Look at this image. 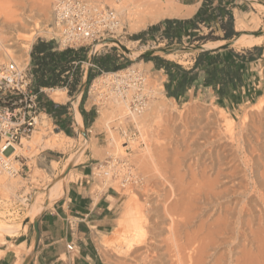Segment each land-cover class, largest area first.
<instances>
[{"label": "rangeland", "instance_id": "1", "mask_svg": "<svg viewBox=\"0 0 264 264\" xmlns=\"http://www.w3.org/2000/svg\"><path fill=\"white\" fill-rule=\"evenodd\" d=\"M38 1L39 0H0V31L4 40L0 42V46L2 45V48H0V61L14 60L19 65L24 67L28 66V68L32 69L35 76L34 87L37 89L39 88L38 76L35 73L37 63L34 62L33 59H30V51L33 44L39 42L40 40H45L47 42L54 35L52 31V7L55 0H51L49 2L48 8L44 14L42 13L38 5ZM91 1H100L110 6L113 3L120 2L119 0ZM258 2L264 5V0H258ZM210 9L215 15L214 19H211L207 23H199V25L195 29H189V27H187L186 31L180 32L179 35L175 36L174 38L169 37L164 32V28L166 27L164 21L166 19L176 18H165L159 22L148 24L146 28L139 31H131L128 21L124 16H121L124 30L118 37V40L123 43V46H127L132 51H141L142 54L138 57V59L130 58L123 50V47L117 45H113L112 47L101 46L99 48H96V44L93 49H78L77 51L80 52L83 62L79 63L78 65H73L76 66L72 70L74 73L73 81L77 79V86L81 82L84 83V87L86 89L85 100L88 101V106L94 104L95 111L93 117L91 118L92 122L89 126H86L83 132H78L76 139H62L63 145L60 148L67 152V158H64L61 164L54 163V175H47L39 170V172H36V170L33 173L31 180L33 182L34 188L36 187L34 189V192L31 191V188L28 186V180L22 178L20 175H16L13 177L5 174L1 178L2 185L0 186V213L6 215L7 219H9V221H11V223H13L15 226L31 220L29 218L30 216H28L29 213L27 212H30L31 208L35 205L37 207L43 205L42 201L47 197L46 194L49 187L60 181L63 178V175H65L63 174V172H65L70 166H72L67 165L69 163V159L73 156H79L83 149L88 146V144L93 149L97 147V141L95 139H92L95 135L100 136V142L98 146L101 149V153L98 155L99 164L96 165L94 170L95 180L97 182H105L107 185H113L120 191L123 198L121 208L119 210V218L122 216L123 211H125V207L128 205L134 208L136 207V209H134L136 213L138 212V206H144L146 215H150L153 218L151 219V217L149 216L147 217V221H153L154 224L157 223V225L155 224V229H152L153 231L151 232L152 234L150 233V235L154 244L156 245V248L158 249H155L156 253H158L159 256H161V254L164 255L160 257L161 262L159 260L158 264H165V262H167L166 264H170L171 261L169 260L173 259V261H175L176 255L174 248L171 246V241L168 238V230H166L167 225H169L168 215L163 212V209L160 205L159 210H156L155 208L157 201H160L162 203L165 199H171V196H169V188L167 187V184H164L160 178H157L154 175V172H151V170H148L146 167L144 168L145 164L143 163V160H148L146 155L148 146L150 150L152 149L151 152L157 157L158 162L162 165V167H168L170 172H175L178 170L179 174L182 175L183 180L186 183L188 182V184H191L194 182L192 186L196 188H198L199 185L205 186L204 184H206L205 187L212 188V194L209 195V197H199V199L197 197L192 202L191 205L193 208H191V211L194 216L191 215V217L189 218L190 221L183 226L186 231L181 230L183 243H188V241H192V239H194L196 236L207 233L208 231H210V229H214V227L216 226L215 222H218L220 218L225 216L227 207H229L230 209V211H227L229 213L234 210L239 211L240 205H244L242 204V201H246L244 199H246L247 197V202L250 201L251 203H256L255 201H253L255 200L254 196H252L255 195L254 193L252 194V191L254 192V181L261 182V175L262 173H264V128L260 129V131L257 132L255 128H259L258 120H260V118L253 115V113L257 112L256 109L261 100L264 99V9L259 10V7L256 6L255 1L253 0H232V2L230 0H223L222 2L217 1L210 7ZM228 12L232 13V21ZM8 21H12L14 25H7ZM14 22H17V24H15ZM238 22L241 26L238 25ZM159 23L162 24V30L159 32H152L150 30L151 26ZM230 30H233L235 34L230 39L224 38L225 33ZM141 32H146V35L139 41L134 40L133 36ZM242 34L252 35L254 37H263L261 42L256 45L248 46L247 44L242 43L233 44V41ZM223 40L225 41L223 45L227 46L226 50L221 51L224 56H228L230 58L231 55H227V52L231 49L236 53L242 54L249 58H260V60H257V62L253 65L255 69L251 73L255 76V80L251 82L252 86H250V90L245 91V89L241 88H232L229 90L227 95L221 97L218 94V90L213 86L200 85L195 93L191 94L190 96L183 97L178 100L169 98L166 95V91L164 89V83L166 80L165 71L153 67L152 63L159 58L164 62L168 61L174 64H180L184 67H190L195 63V59L202 51V47H204L206 43H214ZM25 42H28L29 44L26 45ZM22 45L25 48V51L22 50ZM5 47L13 50V52H11L12 57L9 59H6V57H4L5 55H3L6 50ZM91 50L92 57L95 56L96 58H103L108 55L112 56L115 60V63H113V65L119 66V69L115 71L124 69L123 73L127 72L126 74H128L129 67H133L139 72L141 71L143 76L146 78V86H150V83H152V85L160 89L159 93L157 94V98H154V96H147V101L156 99L163 104H167V106H172V102L174 101L176 109L173 111L175 112L170 111L168 114V112L165 111L164 113L163 111L160 118L153 115L152 119L150 116L147 121L143 123L144 126L142 129H140L139 126L130 118H126L124 120L121 119V116L117 111L112 110L108 107L110 94L108 92H103L100 95L96 88H92L95 79L101 75L104 76L107 71L100 72L97 67L91 65V63L93 64L92 60H89V58H91L89 54L91 53ZM96 50L97 52L95 53ZM155 51H160V53H155ZM233 60L236 64H239V62L241 61V59L237 57H233ZM69 68L70 67H68L67 70ZM59 69L60 68H58L57 71H59ZM258 71H260V74L258 73ZM89 73L96 76L92 80H88L87 82ZM62 75L60 80H58L59 86L55 87L62 88L66 84L65 78L68 75L64 74V77ZM149 79H152L153 82H149ZM70 84L71 86L73 85L72 83ZM71 86L69 87L70 89ZM77 86L73 91L77 90ZM214 106H218L219 110L223 111L224 114L227 115V121L233 124L234 136L233 138H230L223 135L221 139L222 143L218 141L219 145H217L218 142H216V144H214L215 146L213 145L214 147L211 145H209L210 147H208V144H211L208 142L211 133L216 130L217 126L220 127V124H222V126H225L226 123H228L223 121L222 118H220L218 121V119L212 116L211 113L215 110ZM104 112L106 114L109 113L108 116H106V119L109 120L110 127L112 128L117 138V143H120V149L118 151L112 150V145L110 143V133L107 128L106 119L102 118ZM180 115L181 117L187 116L186 118H188L189 123H183ZM39 118L45 121V124L42 127L35 125L34 129L41 132L43 139L37 143H33L27 141L32 139V136L23 138L22 142L18 144L23 147L18 155L37 154L41 148H44L45 140L55 135V130L51 120L43 114H39ZM251 125L257 127H252ZM144 127L146 130L144 129ZM83 133H85V137L88 136L89 138L91 137V139L86 140L83 136ZM230 142L233 143L231 144ZM29 144L31 146H28ZM224 144H226L227 146L225 145L226 147H224ZM230 146L232 148H230ZM69 148H71L72 150L69 151ZM210 148L211 151L213 150L212 155L214 160L210 158ZM76 150H78V152L74 154V151ZM223 150H225V155H227L225 157V152ZM113 151L115 152V154H112ZM216 151L221 154V159L219 162L222 165L218 163L217 156H215L218 154ZM120 154L124 155H121V157ZM121 158H124L125 160H127V163H130V165L125 167L130 166L134 171L131 174V191L126 190L120 185H117L118 179L122 174L120 171L116 173V176L113 177L114 179L110 177L103 179V176H100V173L107 169L108 161H112L111 163L113 164V166L114 164H117V167L123 168V166L118 163L119 159ZM197 158H199V161L196 163L195 159ZM16 159L18 158L16 157ZM82 159L84 160V157H82L80 160ZM223 160L225 162H223ZM211 161H215L214 164L216 166L212 165ZM247 161L250 162V166ZM219 164L221 165V167ZM13 166L18 170L20 168L19 162H15V160H13ZM212 166H214L215 168H213ZM217 166L219 167V169ZM245 168L247 169V171ZM62 169L64 171L61 173ZM123 169L126 170L125 168ZM144 170H146L148 174ZM134 173L137 175L134 176ZM215 175H218V181H216L217 177ZM41 179L43 181H41L40 183L39 180ZM250 181L252 188L249 183ZM4 184H6L8 187H4ZM214 185H217V187ZM192 186L190 190L192 189ZM248 190H252L250 195V192ZM24 191L25 193L31 192V201L28 205L25 206L24 204H22V202H20L19 199L20 195L24 193ZM246 193L248 194V196ZM34 194H37L35 202L33 200ZM179 195L181 196V194ZM187 196H189V193ZM187 196L186 198H188ZM206 201L208 202V204ZM253 211L255 215H259V211L257 208H253ZM227 212L226 214L228 215ZM216 217L219 219H217ZM249 218L251 217L247 216V219ZM156 228L157 235L154 233L156 231ZM258 228L259 224L256 220L254 229L259 232H263L264 234V222L262 224V228ZM159 232L160 235L158 234ZM225 235L226 234H224L223 237L222 234H217L216 245L209 248L210 253L214 255L211 257L212 260L209 259L210 261H208V264H213L215 260L219 259L223 255L225 258L231 256V259L243 260V246L233 245L230 238H227L228 235ZM155 236L158 237L155 238ZM1 237L4 236L0 234V238ZM107 241L108 244L105 246L104 253L111 264H144L146 262L145 259H142L144 255L141 257L142 253H144L145 251L146 244H143L136 251L128 252L125 248L126 245L124 240L120 237V234L116 230V226ZM166 241L170 244H167ZM218 243H220V246L218 245ZM164 244L166 245L164 246ZM247 246V249L253 247L252 244H249ZM218 247H220V249ZM166 250L168 251L166 252ZM185 252L189 253L186 254ZM191 252V248L187 247L183 249L182 254L187 259ZM230 252L233 254H230ZM238 252H240L241 254Z\"/></svg>", "mask_w": 264, "mask_h": 264}, {"label": "bare ground", "instance_id": "2", "mask_svg": "<svg viewBox=\"0 0 264 264\" xmlns=\"http://www.w3.org/2000/svg\"><path fill=\"white\" fill-rule=\"evenodd\" d=\"M50 1L51 0H39L38 1V3H39L38 5H39V7H40V9H41L43 14L47 10ZM119 1H120L119 3H113V4H111V6L114 7L117 10V12L120 15V18H121V16H124L126 18V20L129 23L131 31H139L141 29L146 28L148 24L159 22V21H161L162 19H165V18H179V19H183V18L191 17L195 13V11L198 9L197 7L199 6L198 4L185 5V4H182L179 0H119ZM253 1H255V4H256V6L259 7V10L260 9H264V5L259 3L258 0H253ZM121 22H122V20H121ZM14 23L17 24V22H14ZM7 25H14V24H13L12 21H8ZM238 25L241 26L239 22H238ZM262 37L263 36L254 37L252 35L242 34L241 36H239L237 39H235L233 41V44L242 43V44H247L248 46L249 45H256V44H259L261 42ZM2 40H3V37H2L1 31H0V42ZM224 43H225L224 40L223 41H217V42H214V43L213 42H209V43H206L204 45V47L205 48H214V47L221 46ZM25 44L28 45L29 43L25 42ZM102 44H103V42L98 43L96 45V48L101 47ZM109 44H116L118 46L123 47V50L132 59H138V57L142 54L141 51L140 52L139 51H132L127 46H123V43L120 40H118V39L110 41ZM1 46H0V48H2ZM21 47L23 48L22 50L25 51V48L23 47V45ZM11 52H13L12 49L6 48V50H5L4 54H3V55H5L4 57H6V59L11 58L12 57ZM155 53H160V51H155ZM128 71L131 73V72H135L137 70L134 69L133 67H129ZM123 72H124V69L119 70V71H115V72H106L104 76L101 75V76L97 77L95 79V81H94V84L92 85L93 86L92 88H96L100 95L103 92H108L110 94L108 107L110 109H112V110L117 111L120 114L121 119L124 120L126 118H130L132 121H134L139 126L140 129H142L143 126H144L143 123H145L150 116H151L152 119H153V115L155 117H159L160 118V116L162 115L163 111H164V113L166 111L169 114L170 111H173V110L176 109L174 101L172 102L173 103L172 106H170L169 104H168L169 106H167V104H163V103L159 102L156 99L155 100L152 99V101H147V100H143L142 101L140 99V100H138L139 102H137V100H136L137 98H143L145 95L148 96V97L149 96H154V98H157V94L159 93L160 89L155 87L154 85H152V83H150V86H146L147 84H146V78L145 77H144L145 83L143 85V88H141V89H138L136 86H133V85H130L129 88H127V85H123V86L120 87V84L122 82H120L119 79H116V78H117V76H121L122 78H125V77L128 76V74H126L127 72L126 73H123ZM149 82H153L152 79H149ZM128 83L129 82L127 81V84ZM51 95H52V97L54 99H56L58 101L66 99L65 91L63 89H61V88L53 89V90L51 89ZM78 97L80 98V96H78ZM132 100L135 101V107H136L135 110L131 106V101ZM140 105H142V107H139ZM214 107H215V110L212 111V113H211L212 116H214L216 119H218V121H219L220 118H222L223 121L228 122V123H226L225 126L224 125L222 126V124H220V127L217 126L216 130L213 133H211V135L209 136L210 137L209 141H208L211 144H208V147H210L209 145L213 146L218 141L221 142L222 141L221 139H222L223 135L225 137L227 136V137H230V138H233V136H234V127H233V124H231L229 121H227V115H225L223 111H220L218 106H214ZM75 108H76V105H75ZM189 109H191V108H189ZM189 109H188V111H189ZM256 110H257V112L253 113V115L255 117H259L260 118V120H258L259 121V128L258 129L255 128L257 130V132H258V131H260V129L264 128V99L261 100V102L257 106ZM76 111H77V116H78L79 127H80L81 130H83L82 116H81L80 112L77 109H76ZM173 112H175V111H173ZM108 114H106L104 112L103 115H102V118L106 119V116H108ZM181 115H180V118L182 119L183 123L188 124L189 120H188V118H186L187 116L186 117H181ZM99 118H100V116H99ZM36 122H37V117L35 119V125H36ZM216 122H217V120H216ZM106 123H107V128H108L109 133H110V143L112 145V150L118 151L120 149V147H119L120 143L119 142L117 143V138H116L112 128L110 127L109 120L106 119ZM242 125H243V123H242ZM257 126H258V124H257ZM257 126H252V127H257ZM144 129H145V127H144ZM243 130H244V128H243ZM33 131L30 133V135L33 133ZM32 136H33V134H32ZM83 136H84V138H86L84 133H83ZM38 137H39L38 133L34 132V139H38ZM23 138H25V137H23ZM242 140H241V142H242ZM57 141H60V140H57ZM228 141H229V139H228ZM231 141H232V139H231ZM238 141H239V139H238ZM30 142H32V141H30ZM219 142H218L217 145H219ZM47 145H49V144H46V146ZM225 145L226 144H224V147L227 146V145L226 146ZM230 148H232V147L230 146ZM20 150H21V148L18 146V144L15 145V149H14V152L12 154V158L15 155H18ZM151 150H150V148L148 146L147 152H146L148 160H146V161L143 160V163L145 164L144 168L146 167L148 170H151V172H154V175L157 178H160L163 181L164 184H167V187L169 188V196H171V199H165L162 203L160 201H157V204H156V207H155L156 210H159V205H160L162 207V209H163V212H165L166 215H168V218H169V222H168L169 225H167V228H166V230H168L167 233H169V237L168 236L167 237L170 239L171 246L174 248L175 255H176V260L175 261H173V259L169 260V261H171L170 264H208V261H210L209 259H211V257L214 255V254L212 255L210 253L209 248H211V247L216 245V243H217V234H219V233H220V235L222 234V236L224 234L228 235L227 238L228 237L230 238L231 243H233V245H239V246L242 245L243 246L242 247L243 248L242 253H244V258H243V260H240V259L238 260L237 259L238 260L237 261L236 259L235 260L231 259L232 258L231 256H230L231 258L230 257L225 258L224 255L222 254L223 256L220 257L219 259L215 260L213 262V264H264V234H263V232H259V231L254 229V224H256V220L258 221V224H259V228L258 229L262 228V224L264 222V173H262V175H261L262 176V181L261 182L254 181V186H253L254 192L251 190L252 194L253 193L255 194V195H252V196H254L255 200H253V201H255L256 203H251L250 201H248V202H250V203H248L247 202V198L248 197L247 198L245 197L246 199H244V200H246V201H242V204H244V205H242V206L240 205V208L238 207L239 211L238 210H234V211H231L229 213V212H227V211H230L229 207H227V208L225 207L227 209L226 212L228 213V215L225 212V216L223 215L224 217H222L220 219L216 217L219 220H218V222H215L216 226L214 227V229H212V230L210 229V231H208L207 233H204V234L196 236L194 239H192V241H190V242L188 241V243H186V242L183 243V236H182L181 230H185L183 228V226L186 225L190 221L189 218L191 217V215H193L192 211H191V208H193L192 205H191L192 202L197 197H198V199H199V197L200 198L201 197H204V198L209 197V195L212 194V188L205 187L206 184H204L205 186L199 185L198 188H196V187L192 186L194 182L191 183V184H188V182L186 183L183 180L182 175L179 174L178 170L175 171V172H170L168 167H166V166H164L165 168L162 167V165L159 164L157 157L155 155H153ZM114 151H113L112 154H115ZM223 151L225 152V150H223ZM218 152H219V150H218ZM209 153H210L209 154L210 158H212L214 160L213 155H212L213 154V150L211 151V148L209 149ZM225 154H226V152L224 153V157L227 156ZM256 154H259V153H256ZM121 155H124V154H120V156ZM260 155H261V153H260ZM215 156H217L218 163H220L219 161L221 159V154L218 153ZM125 158H126V156H125ZM73 160L79 161L80 157L77 158V159H76V156L75 157L74 156L71 157L69 159V163L67 165H70V163ZM164 160H166V159H164ZM198 161H199V158L195 159L196 163ZM201 162H202V160H201ZM211 162H212V165L216 166L214 164L215 161L214 162L211 161ZM221 162H222V160H221ZM223 162H225V161L223 160ZM118 163H120L123 166V168H125L128 171L124 170L123 168L117 167L116 168L117 171H120L122 174H121V176L118 179V183L117 182H115V183H117V185L122 186L126 190L131 191L132 190V184H131V181H132L131 177L132 176H131V174H132V172H134L133 168H131L130 166L129 167H125V166L130 165V163H127V160H125L124 158L119 159ZM177 163H178V160H177ZM247 163L249 164V166L251 165L250 162L247 161ZM221 165H220V167H221ZM210 166H208V167H210ZM214 166H212V167L215 168ZM212 167H211V169H212ZM173 168H175V167H173ZM218 169H219V167H218ZM146 170H144V171H146ZM172 170H175V169H172ZM147 171H146V173L148 174ZM246 171H247V169H246ZM123 172H125V173H123ZM215 174H217V173H215ZM119 175H120V173H119ZM133 175L135 176L137 174L134 173ZM3 176L4 175H0V186L2 185L1 178ZM215 176L217 177L218 175H215ZM149 177H150V175H149ZM251 177H252V175H251ZM216 179H217L216 181H218V177ZM155 182H156V180H155ZM196 183H197V181H196ZM249 183H250V186H251V181ZM247 184H248V182H247ZM210 185H212V184H210ZM3 186L6 187V188L8 187L6 184H4ZM191 186H192V189L190 190ZM214 186L217 187V185H214ZM62 188H63V182L62 181H58L57 183L51 185V187H49V189L47 191V194H46L47 198H49V199L56 198L60 194ZM251 188H252V186H251ZM191 191H192V193H191ZM251 191H249L250 192L249 195L251 194ZM161 193H162V191H161ZM164 193H166V192H164ZM188 193H189V196H187ZM179 194H181V196ZM196 195H199V196H196ZM186 196L188 198H186ZM247 196H248V194H247ZM241 200H242V198H241ZM43 202H44V200L42 201V204H43ZM224 202H226V201H224ZM212 203H211V205H212ZM207 204H208V202H207ZM153 206H155V205H153ZM42 207H43V205H41L40 207H37L36 205L33 206L31 208L30 212H27V213H29V215H28V216H30L29 218L30 219H35V217L38 215V213L40 212ZM234 207H235V205H234ZM253 208H255V209L257 208L258 209L259 215H255L254 214ZM134 209H136V207L134 208V207H132L130 205L125 207V211H123L122 216L120 218H118V220L116 222V230L120 234V237L124 240L125 245H126L125 248H126V250L128 252L136 251L143 244H146L144 253L141 252L142 253L141 257L144 255V257L142 259L146 260V262L144 264H158L159 260L161 259L160 257L163 254H161V256H159L158 253H156L155 249H157V248H156V245L154 244V242H153V240L151 238V235H150V233L153 231L152 229L153 228L155 229V224L157 225V223L154 224L153 221H151V222L147 221V217H149L150 215H146V210L144 209V206L143 207L142 206H138V208H137L138 212L137 213L134 211ZM236 209H237V207H236ZM247 216H250L251 218L247 219ZM151 219H153V218L151 217ZM165 220H167V219H165ZM214 221H215V219H214ZM158 223H160V222H158ZM23 224L24 223H22V224H20L18 226H15L13 223H11V221H9V219H7L6 215H4L3 213H0V234L2 236H4L5 234H15L18 231V228L20 226H22ZM263 230H264V228H263ZM156 232H157V228H156V231L154 233L156 234ZM160 232L158 233L159 235H160ZM152 236H154V235H152ZM156 237H158V236H155V238ZM184 240H185V238H184ZM228 240H226V241H228ZM219 241H220V239H219ZM226 241H224V242H226ZM163 243H164V241H163ZM166 243H167V241H166ZM170 243H167V244H170ZM219 244L220 243H218V245ZM249 244H252L253 247L252 248L250 247V249H247V247H248L247 245H249ZM165 245L166 244H164V246ZM227 245H229V244H227ZM167 246H166V248H167ZM172 247H171V250H172ZM187 247H190L192 252L189 254L188 258L186 259L183 256L182 253H183V249L187 248ZM218 248L220 249V247H218ZM229 250H230V248H229ZM167 251L168 250H166V252ZM187 253H189V252H187ZM212 253H213V251H212ZM218 253H219V251H218ZM238 253H240V252H238ZM230 254H233V253L230 252ZM215 255H216V253H215ZM169 256H171V255H169ZM160 262H161V260H160ZM166 263L167 262H165V264Z\"/></svg>", "mask_w": 264, "mask_h": 264}, {"label": "crops", "instance_id": "3", "mask_svg": "<svg viewBox=\"0 0 264 264\" xmlns=\"http://www.w3.org/2000/svg\"><path fill=\"white\" fill-rule=\"evenodd\" d=\"M179 1L185 5H199L191 17L183 18V20L194 17L204 2V0ZM217 1L219 0H215V2ZM47 42L50 44L52 51H61L55 47L54 43ZM33 46L30 51V59H32L31 52ZM224 50L220 49V51ZM89 54L91 57L89 60L91 59L93 62L95 56L92 57V53ZM39 57L44 56L40 54ZM257 60H260V58L250 59L246 57L239 64L233 63L234 66L240 68L243 78V84L238 88L245 89V91L250 90V86H252L251 82L255 80V76L251 72L254 71L253 65ZM81 62H83L82 58L71 60L67 62V65L74 69L76 66L73 65H78ZM156 64V61L153 62V67H156ZM92 66L97 67L99 70L96 64L93 63ZM180 66L183 70L189 71L194 67V64L190 67ZM36 67H38V64ZM161 69L164 70L163 68ZM183 70L173 68L176 79L170 84V89H174L175 85L182 79L184 75ZM67 72L64 74L66 75ZM193 73H198L197 79L194 80L192 85L187 86V89L183 93L178 92V99L194 94L200 85L211 86L204 84L205 74L202 70L195 68L193 69ZM258 73L260 74V71ZM64 74L62 75L63 77ZM88 80L89 76L87 82ZM75 81L71 83L74 84ZM169 83V76L166 74L164 83L166 95L167 84ZM70 86V83H66L62 88L39 86V88H45L47 92L37 90L38 115L36 125L42 127L44 125L43 122H45L39 118V114L47 116L53 124L55 135L45 140L44 148H41L37 154H22L18 155V159H15V162H19L20 164L17 175L28 180V186L33 192L36 188H34L31 180L33 173L37 170L36 172L42 171L44 174L54 175V163L61 164L64 158H67V152L60 148L63 145L62 139H76L78 132H83L86 126H89L92 122L91 118L93 117L95 108L94 104L88 106V101L85 100L86 89L84 83L81 82L78 86L76 85L78 88L75 91L71 90ZM59 88L63 89L66 95V99L61 101L54 99L51 95V89ZM169 98L178 100L175 97ZM76 109L82 116L83 130L79 127ZM34 132L38 133V139H34ZM40 133V131L34 129L33 136L32 134L30 135L32 139L27 141H32L33 143L39 142L43 139ZM85 139L88 140L91 137L87 136ZM92 139L97 141V147L93 149L88 144L85 147L86 149L84 148L79 154L80 156H76V159L84 157V160H73L70 163L72 166L69 165L70 167L65 172H63L64 168L61 170V173L63 172L65 175L60 180L63 182L60 194L53 199L46 197L43 207L35 219L24 222L15 234H5L4 237L0 238V264H24L27 258H29L27 264H111L104 250L108 244L107 240L111 236L119 218V210L123 197L115 186L95 180L94 170L96 165L99 164L98 155L101 153V149L98 146L100 136L95 135ZM46 144L49 145L46 146ZM18 146L23 149L20 145ZM71 150L69 148V151ZM77 152L78 150L74 151V154ZM39 181L41 183L43 180ZM36 198L37 194H34V202ZM36 222L38 232L35 229ZM37 235L38 240H36ZM69 246L72 248H69Z\"/></svg>", "mask_w": 264, "mask_h": 264}, {"label": "built area", "instance_id": "4", "mask_svg": "<svg viewBox=\"0 0 264 264\" xmlns=\"http://www.w3.org/2000/svg\"><path fill=\"white\" fill-rule=\"evenodd\" d=\"M123 30L119 13L108 4L91 0H55L52 7L54 35L48 41L61 51L93 49L100 42H103L102 46L112 47L116 44L109 42L118 39ZM72 70H66L67 84L73 81ZM116 79L122 82L120 87L127 85V88L133 85L141 89L145 83L144 76L139 71L129 72L125 78L117 76ZM34 81V73L28 66H21L14 60L0 61V175L14 177L18 174L19 170L13 166V160L18 155L12 158L15 145L20 144L23 137L30 136L35 128L38 115L37 90L47 91L45 88H35ZM140 99L147 100V96L137 98V102ZM131 106L135 110L134 101ZM111 162L108 161L107 169L100 173L103 179L113 178L118 173L117 165L113 166ZM19 199L24 206L28 205L31 193L24 192Z\"/></svg>", "mask_w": 264, "mask_h": 264}, {"label": "trees", "instance_id": "5", "mask_svg": "<svg viewBox=\"0 0 264 264\" xmlns=\"http://www.w3.org/2000/svg\"><path fill=\"white\" fill-rule=\"evenodd\" d=\"M222 2L223 0H219ZM232 2V0H230ZM215 3V0H204L202 6L194 17L180 20V19H166L164 24V32L171 38L178 36L180 32L186 31V27H191L195 29L199 23H207L211 19L215 18L210 7ZM232 21V13L228 12ZM150 30L152 32H159L162 30V24H155L151 26ZM235 32L233 30L227 31L224 38L230 39ZM146 35V32H141L133 36L134 40L142 39ZM220 49H227L226 45L220 46L214 49H208L201 51L197 56L194 67L187 71L183 70L179 64H174L172 62L163 61L157 59L156 67L158 69L163 68L165 73L168 74L170 83L167 84V96L175 97L178 99V92H184L187 86L192 85L195 79L198 77V73H193V69L199 68L205 74L204 84L211 85L218 90L221 97L228 94L231 88H238L243 84V78L240 72V68L234 66L233 57L245 60L246 56L236 53L233 50H228L227 55L230 54L231 57L224 56ZM43 54L44 57H39ZM32 59L38 64L35 69V73L38 76L39 86L55 87L58 85V80H60L61 75L64 74L68 68L67 62L71 60H79L81 58L80 52L77 50H63V51H52L50 44L45 40H40L34 44L32 52ZM252 59V58H250ZM163 61V62H160ZM93 63L99 67V71H115L119 69L118 65L114 66L115 60L112 56L108 55L103 58H94ZM59 66V71H57ZM173 68L178 70H183L184 75L182 79L175 85L174 89H170V84L176 79L175 72ZM96 75L90 74L89 81L92 80ZM77 85V80L71 86V90H74Z\"/></svg>", "mask_w": 264, "mask_h": 264}, {"label": "water", "instance_id": "6", "mask_svg": "<svg viewBox=\"0 0 264 264\" xmlns=\"http://www.w3.org/2000/svg\"><path fill=\"white\" fill-rule=\"evenodd\" d=\"M208 49H210V48L202 47V51H205V50H208ZM143 55H145V54H143ZM35 229H36V231L38 232V225H37V222L35 223ZM36 240H38V235H37ZM28 260H29V258L26 259V261H25L24 264H27Z\"/></svg>", "mask_w": 264, "mask_h": 264}]
</instances>
